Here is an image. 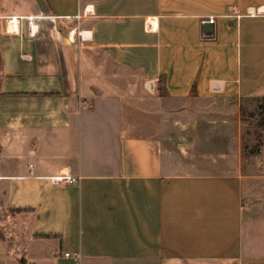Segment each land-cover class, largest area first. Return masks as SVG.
<instances>
[{"label": "crops", "instance_id": "1", "mask_svg": "<svg viewBox=\"0 0 264 264\" xmlns=\"http://www.w3.org/2000/svg\"><path fill=\"white\" fill-rule=\"evenodd\" d=\"M37 1L0 0V264H264V0Z\"/></svg>", "mask_w": 264, "mask_h": 264}, {"label": "rangeland", "instance_id": "2", "mask_svg": "<svg viewBox=\"0 0 264 264\" xmlns=\"http://www.w3.org/2000/svg\"><path fill=\"white\" fill-rule=\"evenodd\" d=\"M258 100L259 99H255V98L250 100H244L241 103V107L238 114L242 129V137H243V145L245 147V153L249 154L250 156L254 155L253 150L255 149L256 146L259 147V150H263L262 144L264 140V131L262 130L261 127L256 126V122L254 121L253 117L248 116L247 119L242 120L240 111L242 109L243 111H246L248 113L257 114L259 111ZM233 118L234 119H232L231 122L234 123V128L237 129V124H238V120L236 119L237 114L233 115ZM218 123H220V121ZM251 166L253 165L251 164ZM255 170H256L255 168L251 169V171H255Z\"/></svg>", "mask_w": 264, "mask_h": 264}, {"label": "trees", "instance_id": "3", "mask_svg": "<svg viewBox=\"0 0 264 264\" xmlns=\"http://www.w3.org/2000/svg\"><path fill=\"white\" fill-rule=\"evenodd\" d=\"M258 109H259V111L257 114L256 113L251 114V113H248V112L243 111L241 109V111H240L241 112V119L245 120V119H247L248 116L253 117L254 121L256 122V126L261 127L262 130L264 131V97L258 100ZM263 144H264V140H263ZM253 152H254V154L259 153L260 152L259 147L256 146L255 149L253 150Z\"/></svg>", "mask_w": 264, "mask_h": 264}, {"label": "built area", "instance_id": "4", "mask_svg": "<svg viewBox=\"0 0 264 264\" xmlns=\"http://www.w3.org/2000/svg\"><path fill=\"white\" fill-rule=\"evenodd\" d=\"M210 21H212V19H210ZM149 89L152 90V87L149 86ZM51 182L53 184H59V183H64V184H73L75 182H77V178L71 176V175H67V174H64L62 176H57V177H53L51 178ZM66 256H68L69 254L68 253H65Z\"/></svg>", "mask_w": 264, "mask_h": 264}, {"label": "water", "instance_id": "5", "mask_svg": "<svg viewBox=\"0 0 264 264\" xmlns=\"http://www.w3.org/2000/svg\"><path fill=\"white\" fill-rule=\"evenodd\" d=\"M39 4H42L43 1L38 0L37 1ZM42 11H44V9L42 8ZM213 33V25L211 23H209L208 21L205 22L204 26H203V35L205 37H211Z\"/></svg>", "mask_w": 264, "mask_h": 264}]
</instances>
